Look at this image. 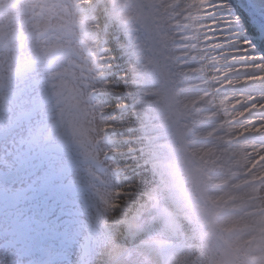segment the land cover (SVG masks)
Segmentation results:
<instances>
[{"label": "clouds", "instance_id": "clouds-1", "mask_svg": "<svg viewBox=\"0 0 264 264\" xmlns=\"http://www.w3.org/2000/svg\"><path fill=\"white\" fill-rule=\"evenodd\" d=\"M204 4L0 0V112L27 113L13 135L73 160L90 264H264V96L218 49L190 64ZM116 80L130 119L111 115ZM125 124L135 179L108 142Z\"/></svg>", "mask_w": 264, "mask_h": 264}, {"label": "bare ground", "instance_id": "bare-ground-1", "mask_svg": "<svg viewBox=\"0 0 264 264\" xmlns=\"http://www.w3.org/2000/svg\"><path fill=\"white\" fill-rule=\"evenodd\" d=\"M252 1L259 4L260 10L264 11V0ZM233 2L234 0H205V4L202 6V13L207 15V19L204 21L203 35L200 36L199 40H193L189 37L192 49L189 52V62L192 67H198V56L200 53L208 51V48L205 47L206 45L218 49L228 59L229 65L234 69V78L240 80V86L254 95V97L264 96L263 93H257L263 90L264 87V56L259 51L252 49V44L255 42L250 37L253 33L242 14L233 7ZM204 35L208 37L207 40L203 39ZM246 41L250 43H246ZM250 44L251 46H249ZM233 87L238 86L233 85ZM116 108L118 109L117 111L121 112L125 110V107L123 109ZM115 132L122 133L124 131L117 129ZM135 132H137V129ZM113 140L117 142L116 139ZM124 140L126 139L121 138L117 143L124 144ZM136 155H138L136 152H132L130 156H120L122 159L127 158V162L118 159L121 168L130 172L134 179L138 171L136 169ZM123 178L125 177L121 179ZM3 221L6 222L5 220ZM12 255H15L14 251H12ZM90 259L91 255L89 256L88 264H90ZM9 260L10 264H15V262L13 263V258ZM0 264H3L1 260Z\"/></svg>", "mask_w": 264, "mask_h": 264}, {"label": "rangeland", "instance_id": "rangeland-1", "mask_svg": "<svg viewBox=\"0 0 264 264\" xmlns=\"http://www.w3.org/2000/svg\"><path fill=\"white\" fill-rule=\"evenodd\" d=\"M115 51V49H114ZM117 61L115 63H119V56L120 53L117 52ZM121 68L118 67L116 68V73L119 74L121 72ZM116 82L118 83L116 85L117 90L115 92L112 93L113 96L118 97V99H116L115 97L110 98L111 104L113 105V109L111 112V115L113 116V118L115 119H120L124 114L118 113L116 114V106L118 105H122L123 107H125V109H127V118L130 119V109L128 108L129 105L134 106L133 102L131 100H129V97L132 95L130 92H125V88L124 85L122 83V81L120 80H116ZM115 110V111H114ZM10 118V117H9ZM8 118V119H9ZM6 126V122H5V118L2 112H0V130H4ZM122 130L124 132L122 133H117L115 132L112 137L114 136V138L120 140L121 138L126 139L127 144H118V145H114V148L116 149V151H126V154L130 155L128 152H130V150L135 149L136 148V144L133 142V137H135L137 135V132H135V125L134 124H125L124 127L122 128ZM141 131H143L145 134H147V129L145 128L144 130L141 129ZM25 142V139L23 138H19V137H15L13 135V132L11 133V135L9 134L6 138L0 139V159H7L8 161L10 160V158L17 152L24 150L27 142ZM116 154V153H114ZM138 154V153H136ZM64 155H56L55 158H53L51 161H49L47 164H45V166L35 172H31V174H33V176L31 178L28 179V181H30L31 183H37L39 182L41 179H43L48 173L49 171H51L54 168V164L59 161ZM120 157V156H119ZM124 162H126V160H123ZM132 163V162H131ZM125 176H130L131 174L129 172H125ZM92 240L91 243L92 244ZM91 254V251H89ZM7 254L6 253H1L0 252V260L3 261V264H10V262L8 260H6ZM84 260V257L82 258ZM89 259V256L85 259V262L87 263ZM6 260V261H5Z\"/></svg>", "mask_w": 264, "mask_h": 264}, {"label": "snow or ice", "instance_id": "snow-or-ice-1", "mask_svg": "<svg viewBox=\"0 0 264 264\" xmlns=\"http://www.w3.org/2000/svg\"><path fill=\"white\" fill-rule=\"evenodd\" d=\"M246 43H250V42L246 41ZM261 44H264V39L261 40Z\"/></svg>", "mask_w": 264, "mask_h": 264}]
</instances>
